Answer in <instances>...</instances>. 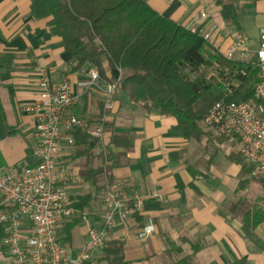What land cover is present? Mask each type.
I'll return each mask as SVG.
<instances>
[{"label":"crops","instance_id":"0c3cea01","mask_svg":"<svg viewBox=\"0 0 264 264\" xmlns=\"http://www.w3.org/2000/svg\"><path fill=\"white\" fill-rule=\"evenodd\" d=\"M145 1L160 15L187 29L216 30L214 39L220 48L223 45L227 49L238 34L247 37V22L256 25L258 35L264 28V0L252 1L251 12L240 19V31L222 18V1ZM203 9L208 13L206 18L200 17ZM49 22L32 17L30 0H0V165L26 167L36 163V122L26 111L38 99L36 82L42 74L58 84L69 79L78 102L68 115L89 127L104 122L112 126L111 132L86 147L65 144L59 157V164L74 173L73 181L61 184L72 200L78 203L89 197L81 214L94 226L102 223V192L111 182L106 147L114 133L127 136L132 147L123 166L112 172V179L129 191L151 197L143 214L131 218L127 227L118 228L117 241L125 244L127 263L169 264L167 253L172 245L181 251L179 258H190L192 264H264V224L251 235L243 228V215L238 214L247 201L236 197L244 190L242 182L248 180L242 179L247 175L231 159L234 153L240 155L238 147L232 145L235 152L226 153L224 160L218 156L228 143L213 144L212 156L205 150L197 152L194 141L175 130L174 118L164 116L160 109L147 110L145 104L133 102L121 89L115 93L112 109L101 117L104 90L83 85L89 80L87 71L77 68L66 54L62 39L52 34ZM225 25L228 35L222 30ZM111 76L119 79L120 72L116 70ZM103 85L105 88L106 83ZM234 164L240 168H234ZM68 221L61 229V239L76 256L87 240V228L83 219L70 240H65ZM150 222L155 233L140 239L138 233ZM102 252L98 264H106ZM0 264H11L5 251L0 253Z\"/></svg>","mask_w":264,"mask_h":264},{"label":"trees","instance_id":"16d2710c","mask_svg":"<svg viewBox=\"0 0 264 264\" xmlns=\"http://www.w3.org/2000/svg\"><path fill=\"white\" fill-rule=\"evenodd\" d=\"M30 1L32 17L50 19L52 34L62 39L66 54L77 68L87 72L97 70L102 82H118L117 91L127 92L133 102L145 104L147 110L160 109L164 116L174 118L175 130L188 141L200 143L205 139L217 145L227 143L205 130L202 124L205 114L222 101L255 102L254 88L259 77L256 65L227 60L198 31L193 32L160 15L145 0ZM221 5L224 21L240 31L244 14L239 13L236 3ZM215 62L220 65L215 69V76L236 83L232 94L226 91L224 82L208 78ZM116 70H121L119 79L111 76ZM107 111L103 104L101 117ZM101 126L104 133L112 131L110 124L104 122ZM85 128L77 127L70 132L74 139L72 147L83 148L93 140L99 141ZM112 147L122 152L114 153ZM131 147L127 136L112 135L106 147L109 185L114 183L112 172L123 166ZM231 159L241 166L244 174L262 183V201L243 213V228L252 235L264 224V179L252 176L253 168L241 154H233ZM247 184L248 180L242 182V186ZM79 201L74 207L82 213L87 205L84 201H89V197ZM84 218L81 214L65 223V240H70L73 229ZM5 236V226L0 223L1 247ZM169 246V264H192L190 258H179L180 250ZM102 256L106 264H129L122 241H114Z\"/></svg>","mask_w":264,"mask_h":264},{"label":"built area","instance_id":"2783aa9c","mask_svg":"<svg viewBox=\"0 0 264 264\" xmlns=\"http://www.w3.org/2000/svg\"><path fill=\"white\" fill-rule=\"evenodd\" d=\"M207 15L206 10L200 11L201 18ZM198 32L206 42L218 47L214 43L216 30ZM221 54L229 61L247 63L252 54L250 41L244 35H237ZM254 65L259 70L255 102H219L205 114L202 124L213 137L237 146L253 168L252 176L264 179V28L259 32ZM87 73L89 80L83 85L104 90L105 109L111 110L118 82L104 88L97 70L90 69ZM215 81L224 82L226 91L232 94L234 81H222L218 76ZM36 86L38 99L26 109L36 122V163L26 167L0 165V223L6 230L3 248L11 264H98L99 254L118 240V228L127 227L131 218L143 214L151 197L127 190L120 181L107 186L102 192V223L94 226L84 218L87 240L73 256L62 242L60 232L65 221L80 216L81 212L61 185L73 181L74 173L59 164V157L65 144L74 145L70 134L74 128L87 127L91 136L101 139L103 127H88L78 117L68 115L78 102L69 79L58 84L42 74ZM153 198L161 200L158 195ZM154 233L155 226L150 222L138 237L146 239Z\"/></svg>","mask_w":264,"mask_h":264},{"label":"rangeland","instance_id":"374dc122","mask_svg":"<svg viewBox=\"0 0 264 264\" xmlns=\"http://www.w3.org/2000/svg\"><path fill=\"white\" fill-rule=\"evenodd\" d=\"M218 1L219 2L222 1V3H224V4L236 3V5L239 8V13L245 14V13L251 12L250 6H251L253 0H246V1L245 0H218ZM215 19H218V22L220 20V24H221V19L220 18H218V17L216 18L215 17ZM241 20H242V16H241ZM253 21H254V18H251V22H253ZM241 23L243 24L242 21H241ZM226 25L224 26V28L226 27ZM225 29H227V28H225ZM225 29H222V30H224L226 35H228V32L230 33V31L228 29L227 30H225ZM245 32H246V36L250 39V45H251V50H252V54L250 56V61L247 62V63H251V64L254 65V63L256 61V51H257L258 45H259V35H258V31H257L256 25L247 22L245 24ZM236 34H238V33H236ZM231 36H233V35H231ZM214 43H217L216 39H214ZM221 48H222L223 52H225L226 47L222 45ZM221 48L220 47L218 48V51L220 53L222 52ZM219 66L220 65L218 63H216V65L214 66V69L211 70L208 73V77H210V79L215 80V75H217V73L215 72V69L220 68ZM254 67H255V65H254ZM194 144H195V147L198 149L197 152L203 153L204 150H205L209 156H212L215 153V147L216 146L213 145V144H209V142L207 140H205V139L202 142H200V143H197V142L194 141ZM231 152H233V146L232 145H228V144L223 145L222 146V150L219 153L218 157L221 158V160L222 159L224 160L225 159L224 155L226 153H231ZM232 166L234 168L235 167H239L236 164H234ZM241 172L242 171L240 169V173ZM237 176H238V173H237L236 177ZM236 177H235V179H236ZM242 179L243 180L244 179L245 180L248 179V184H247V186H244V190L243 191L239 192V194L236 197V199L239 200V201H245V202L247 201L246 203L243 204V207L241 209H239V211H238V214L241 213L243 215V213L246 212L247 210H249L252 206H254L257 203H259V201H262L263 187H262V183L260 181L255 180L253 178H250L248 176L244 177V178L242 177ZM2 251L4 252L3 248L0 246V253H2Z\"/></svg>","mask_w":264,"mask_h":264}]
</instances>
